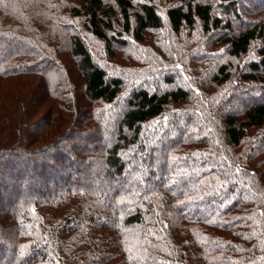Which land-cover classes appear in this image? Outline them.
I'll return each mask as SVG.
<instances>
[{"label":"trees","instance_id":"1","mask_svg":"<svg viewBox=\"0 0 264 264\" xmlns=\"http://www.w3.org/2000/svg\"><path fill=\"white\" fill-rule=\"evenodd\" d=\"M154 1L0 0V184L10 177L14 194L0 193V264H264V97L234 111L243 90L264 88V0H166L167 25ZM244 15L252 24L235 29ZM166 27L187 33L181 61L160 44ZM131 35L152 43L157 62L139 83L117 61ZM206 35L223 58L199 51ZM194 49L206 64L196 81L185 74L196 75ZM86 136L100 146L72 157L82 170L62 154L64 173L33 192L21 154L63 140L77 151ZM89 159L130 177L128 188L96 195Z\"/></svg>","mask_w":264,"mask_h":264},{"label":"rangeland","instance_id":"2","mask_svg":"<svg viewBox=\"0 0 264 264\" xmlns=\"http://www.w3.org/2000/svg\"><path fill=\"white\" fill-rule=\"evenodd\" d=\"M157 2V7H158V12L159 14L164 17V22L167 25L166 22V11L169 9V7L174 6V2H168L166 0H155L154 3ZM253 3V2H252ZM216 11L219 13V15L223 18V20H225L226 15H224V13L222 12L221 9L216 8ZM218 15V14H216ZM253 22V18L251 17H247L246 15H244L243 21L242 22H236L234 23V28L238 29L243 27L244 25H250ZM135 26V24H133ZM222 31V30H220ZM163 35L166 37V40L170 41H162L160 42V44L162 45L163 48H165V50H169L172 49V51L174 52V54L176 55V59H178L179 61H181L179 54H181V52H179L181 50L182 45L184 44V39L186 38L185 35H187V33L184 31L183 33L179 32V33H173L171 31L170 28L166 27L165 30L163 31ZM222 33L224 34H229V31L224 30ZM172 34V35H170ZM148 35V34H146ZM150 36V35H148ZM153 38L158 36V31L157 32H153L152 34ZM173 36V39H172ZM203 36V35H202ZM134 37V36H133ZM132 35L128 36V44L127 45H131L132 48L130 47V49L128 51H122L121 48L116 47V53L118 54V59L120 63H122V66H127V63H129L131 65V69L130 71L135 74V76L138 77V79H135L134 82H136L138 80L137 83L141 82V80H143L145 77V75L151 71V66L152 63H155L157 65L156 60L155 61H151L154 59L155 54L153 52V47L151 46L152 43L150 42H141V41H136L135 38H133ZM199 37V36H198ZM125 39V38H124ZM204 44L201 45L202 47L199 48V51L202 52V54L204 55L205 51L207 54H209L208 56H216V58L219 56L220 58H223L225 55V51H223V54L220 55V51H212L208 48V45L210 46V44H208L210 41H212L213 39H211L210 36L206 35L204 37ZM92 47L91 49L96 53L97 57H100L101 53L104 52V42L101 41V39H97L94 42H91ZM176 46V47H174ZM196 47V46H195ZM136 49V50H135ZM198 50V48H197ZM193 52V53H192ZM191 52V54L189 55L187 61L189 62V67L191 68V72H196V75L193 74H189V72H185V74L190 75L191 77H193V79L196 81L197 79L202 78L203 79V72L206 68V64H204L203 62H197L195 61L193 58H191V56H194L195 54V49ZM255 50H252V53L249 56H246L243 58V60H248L251 57H255L254 54ZM160 53L162 56H164V58H167L168 56H166L167 54H163L162 52H158ZM100 54V55H99ZM211 54V55H210ZM207 56V57H208ZM111 60V59H110ZM103 61V65L104 67L110 70H112V60L111 61ZM106 62V63H105ZM133 62V65H132ZM170 62L172 61H166V59L163 61L165 67L170 65ZM65 64V68L67 69H72L70 68L71 66L68 64V61H64ZM219 61L218 59H214L210 62V68L213 70V72L216 71V67L215 66H219ZM118 65H120L118 63ZM241 65H242V60H241ZM201 66V67H200ZM157 68H161L158 67ZM201 70H200V69ZM131 72H127L126 77H128L127 79L129 80L132 77V73ZM134 77V76H133ZM189 77V76H188ZM131 82V81H129ZM238 82V81H237ZM8 84V85H7ZM3 83V85L5 86V88L9 87L10 85H12L11 83ZM151 85V84H149ZM160 87V90H166L169 89L168 87L170 86H166L163 83H159L158 84ZM259 83L257 84H253L250 85L248 87V89L246 90V92H243V95L240 99L237 100V104L236 107L234 109L235 112H238L241 108H243L244 105L246 104H250L251 101H249V98L252 97L255 99L256 102H258L262 97H264V88L262 92H259V87H258ZM15 86V85H14ZM14 86H10L11 88H13ZM148 87V89H154V87H150V86H146ZM212 87V86H211ZM215 87V86H214ZM214 95H218V97H220L221 95H223V87L221 86L220 88H214ZM75 95V92H72ZM71 95V91L67 92L65 94V96L70 97ZM172 137H175L174 135H172ZM171 137V138H172ZM105 139L104 142L105 144L103 145L102 149L103 151H107L112 144H114V138H115V133L113 135V137H104ZM81 141H79V143L74 144V146H76L77 148L81 147L80 149H77V151L72 149H69L68 143L67 141H61V142H57L59 144V146L63 147V149L60 148H56L55 144L51 145L50 148L46 147L45 152L41 151L39 152L37 155L36 159L32 158V154L30 153H23L21 154L22 158H26V160L22 163L21 169L23 174H25L26 177H31V182L34 183V187H32V191L33 192H39L41 191V189H43L42 187H48L50 183H48L49 179L52 180V182H56L58 177H60V174L64 173V171L61 168H58L56 166V163L58 165V163H60V158L62 157V154L67 156V158H65L63 161H67V163L69 164L68 168L71 169L73 172H77L80 171L82 169H80L81 165L79 162V159H73V156H77L78 154H82L84 152V149L91 151V148L94 147H98L100 146V144L98 143L99 140L96 142V140L91 137V136H86L84 139H80ZM62 143V144H61ZM72 144V143H71ZM64 146L67 147V151L64 150ZM83 151V152H82ZM91 153H95L97 154V152H91ZM54 155L53 156V160H51V162H47L48 160L45 159V157L47 155ZM87 155V154H86ZM83 156V155H82ZM132 159V155L129 154L127 156V160L128 158ZM32 158V161H31ZM29 160V162H28ZM44 162V164H43ZM29 163V164H28ZM46 163H50L51 167H49ZM55 163V164H54ZM86 163H88V165L91 166V170H90V174L88 176L89 180L88 183L91 184V188L93 187L94 193L100 197H106L107 195H110L111 193H113V191H117V190H122V189H126L128 188V183L130 180V177H117L114 176L112 174L110 175H106L107 172V166L104 165L101 161H92V160H88ZM41 166L42 169L44 168L45 171H47L46 176L48 177H44L42 178V170H41ZM2 179L4 180V184L1 186L0 184V193L4 194V196H6L7 198H11L14 194H12L9 190L11 189V184L10 182H12V180L10 179V177L3 175ZM8 179V180H7ZM161 178H158V180H160ZM11 180V181H10ZM27 181L28 179H24V181ZM46 184V185H45ZM38 194V193H36ZM110 199V198H109ZM219 204H215L214 207L215 209L218 208ZM5 204L0 205V208H4Z\"/></svg>","mask_w":264,"mask_h":264}]
</instances>
